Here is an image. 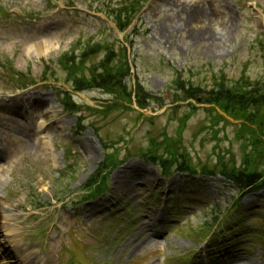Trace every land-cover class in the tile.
Here are the masks:
<instances>
[{
    "label": "rangeland",
    "instance_id": "obj_1",
    "mask_svg": "<svg viewBox=\"0 0 264 264\" xmlns=\"http://www.w3.org/2000/svg\"><path fill=\"white\" fill-rule=\"evenodd\" d=\"M67 1L73 7L66 6ZM180 1L207 4V0ZM212 1L221 12L222 4L228 5L221 15L229 14L232 28L223 40L204 32L194 36L188 15L170 0H147L133 24L137 35L132 28L120 34L103 15L88 14L82 0H52L57 8L52 12H46V0H0V58L7 56L15 69L29 70L39 78L44 63H56L72 43L95 36L124 45L130 64L127 81L138 79L163 102L162 107L152 105L141 112L132 105L136 112L96 119L86 112V128L73 131L77 118L57 106L54 89L31 87L8 95L0 88V231L14 230L18 241L30 242L32 253L26 261L66 264L69 248L84 264H264V191L246 195L235 211L237 196L221 177L174 174L163 179L151 161L133 156L149 147L150 137L159 141L165 134L181 138L179 151L186 154L189 165L211 168L218 157L226 160L225 165H241L246 143L238 138L239 123L206 105L194 104L193 109L174 97L171 88L177 74L202 88L211 86L221 72L230 81L243 74L264 80L260 49L254 43L259 33L264 34V0ZM102 29L105 36L96 35ZM57 76L62 78V73ZM73 96L94 108L112 102L97 91ZM91 122L104 141L117 143L120 157L127 151L132 157L112 171L107 193L81 206V187L104 155ZM72 163H76L75 180L59 189L58 174ZM24 186L30 197L20 188ZM5 192L12 197L10 205L3 201ZM60 201L78 203L80 209L60 210ZM31 203L48 208L29 224L23 213L31 210ZM214 218L219 224L211 239L193 242L190 231L212 225ZM52 226L55 231L48 238L35 240ZM2 260L0 256V264Z\"/></svg>",
    "mask_w": 264,
    "mask_h": 264
},
{
    "label": "trees",
    "instance_id": "obj_2",
    "mask_svg": "<svg viewBox=\"0 0 264 264\" xmlns=\"http://www.w3.org/2000/svg\"><path fill=\"white\" fill-rule=\"evenodd\" d=\"M145 2V0H105L103 4L99 3L101 6L99 10L113 21L118 32L123 33L135 21ZM135 32L136 30L134 34ZM258 38L261 39H258L256 43L261 48L264 58V37L260 35ZM81 45L82 42L75 45L74 48L79 51L76 55L73 54L76 50H73L65 56V62L61 60L60 68L66 74V85H69L72 91L79 93L97 90L111 97L112 102L102 105L100 109H94L85 105H76L72 101V96L66 93L62 103L67 111L78 114L84 109L96 119L99 116L108 117L112 113L131 111L130 106L133 103L139 109H146L150 105L162 106L161 98L148 93L140 81L135 80L133 85L126 81L130 77L126 47L105 40L92 42L91 38L84 46L81 47ZM92 58L94 60L88 64ZM5 64L9 65L7 69L11 71L10 64L7 62ZM23 80L24 78H21V82ZM171 88L175 92L174 96L179 95L182 101L191 100L199 104L211 105L213 106L212 111L219 109L228 117L245 123V126L251 129L250 133L255 136V140H258L255 133L264 135V80L250 81L243 74L238 80L229 81L221 72L211 86L202 88L191 80L182 79L177 74L172 81ZM189 106L193 107L192 104ZM91 125L93 126V123ZM96 131L98 133L99 129ZM243 134L244 131H241V138L245 140ZM118 139L120 141L122 137ZM150 139L149 148L139 149L141 153H149L151 160L156 163L159 161L164 167L173 164L178 166L182 172L195 173V169L188 164L186 154L179 151V139L167 140L168 138H165L163 141ZM251 139L254 141L253 137ZM100 141L105 157L91 178V182L88 183V189H91L100 179L102 180L101 184L94 188L96 192H100V189L105 187L108 172L119 164L116 152H109L111 145L115 144L109 145L110 143L103 139ZM260 151H264V148ZM245 156V164L240 167H237L234 162L231 165H225L223 161L219 162L218 167H205L201 169V172L206 175L224 176L242 194L264 190V162L261 161V156L258 153ZM74 172L62 177L58 186L62 187L66 182H70L74 177Z\"/></svg>",
    "mask_w": 264,
    "mask_h": 264
},
{
    "label": "bare ground",
    "instance_id": "obj_3",
    "mask_svg": "<svg viewBox=\"0 0 264 264\" xmlns=\"http://www.w3.org/2000/svg\"><path fill=\"white\" fill-rule=\"evenodd\" d=\"M170 1L174 5H177V7L179 8L182 7V9H184L185 14L188 15V29L189 31H191V33H194V36L196 34L204 32L206 34L209 33V35L214 37V39H217L216 38L217 34L219 37L222 38V40L228 37L229 30H231L232 28L231 18L229 17V14L221 15L225 13V8H228V5L222 4L223 6L222 9L224 10V12H221L217 9L216 4L212 0H207L206 5L201 1H195L193 3H188V4H184L180 0H170ZM220 1L223 2L222 0ZM199 23H201V25H199ZM214 49L215 46H213L212 50ZM87 152L89 153V155H92L93 151L92 149H87ZM5 234H9V233H5ZM21 247L22 245L20 246V249ZM0 253L3 255L4 257L3 259L4 261H6V264H11L10 260L14 259V257L16 256L20 258L18 264H31L30 261H26L25 259L27 256H30L31 249H29L26 252L25 256H21L20 255L21 252L15 253L10 249L6 250L5 247H3Z\"/></svg>",
    "mask_w": 264,
    "mask_h": 264
}]
</instances>
